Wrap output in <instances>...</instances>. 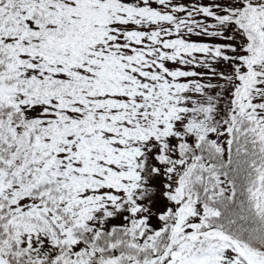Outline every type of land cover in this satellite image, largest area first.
Segmentation results:
<instances>
[{"label":"snow or ice","instance_id":"obj_1","mask_svg":"<svg viewBox=\"0 0 264 264\" xmlns=\"http://www.w3.org/2000/svg\"><path fill=\"white\" fill-rule=\"evenodd\" d=\"M0 264H264V0H0Z\"/></svg>","mask_w":264,"mask_h":264}]
</instances>
